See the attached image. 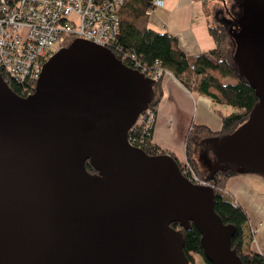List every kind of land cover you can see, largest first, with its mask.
<instances>
[{
  "label": "water",
  "instance_id": "95a60500",
  "mask_svg": "<svg viewBox=\"0 0 264 264\" xmlns=\"http://www.w3.org/2000/svg\"><path fill=\"white\" fill-rule=\"evenodd\" d=\"M237 3L231 59L256 101L230 133L207 140L210 179L222 164L264 174V0ZM40 67L25 95L0 77V264H191L171 222L196 227L210 264H242L213 188L125 139L155 79L79 37Z\"/></svg>",
  "mask_w": 264,
  "mask_h": 264
},
{
  "label": "trees",
  "instance_id": "16d2710c",
  "mask_svg": "<svg viewBox=\"0 0 264 264\" xmlns=\"http://www.w3.org/2000/svg\"><path fill=\"white\" fill-rule=\"evenodd\" d=\"M149 3L150 0H122L118 7V33L113 41L116 47L122 49L127 55L134 56L137 63L146 67L155 65L161 71L169 73L187 90L202 93L214 103L231 107L229 113L220 114L221 126L217 131H213L202 124H191L189 126L190 128L184 137L185 160L195 170L197 177L208 181L213 188L214 211L219 215L222 223L234 226L230 245L236 256H239L242 264H264V256L250 250L249 241L253 237V231L248 225L246 212L225 191L226 181L233 175L252 174L264 180V174L222 164L215 168L210 179L208 178V168L211 164L205 166L207 167L205 172L198 154L200 142L226 135L242 123L256 101L255 93L235 70L234 64L226 51L224 44L226 36L222 28L209 26V32L215 41L213 47L199 52L195 56L185 55L184 52L178 49L173 35L146 25L144 10ZM234 10L233 14L235 16L231 15L230 22H233L238 15V10ZM67 42L64 43L67 44ZM163 76L162 73L153 83V97L147 105L153 113H155L161 98L159 81ZM224 79H229V81ZM31 84L33 86V82ZM26 85V81L11 80L8 88L20 95V89L26 87ZM32 86L29 88L30 92ZM147 128L143 137L136 133L132 134L135 145H138V148L146 154L167 153L175 160L170 152L159 150L151 143L150 133L152 128L151 126ZM177 163L179 164V162ZM84 166L87 172H92L91 167L86 162H84ZM189 225L190 228L184 230L176 223H169V226L181 232L182 251H184L189 262L192 264L193 255L199 254L203 258L204 264H210L202 256L201 247L199 246L200 236L196 227L193 224Z\"/></svg>",
  "mask_w": 264,
  "mask_h": 264
},
{
  "label": "built area",
  "instance_id": "2783aa9c",
  "mask_svg": "<svg viewBox=\"0 0 264 264\" xmlns=\"http://www.w3.org/2000/svg\"><path fill=\"white\" fill-rule=\"evenodd\" d=\"M122 0H0V77L8 84L11 80L26 81L21 94L30 93L29 88L37 77L41 63L51 52L73 37L87 39L107 46L122 64L135 69L147 78L157 79L162 73L157 66L146 67L137 63L134 56L116 47L114 38L118 33V7ZM161 0H150L144 13ZM154 119L153 111L146 106L126 132L129 145H135L132 134L140 137ZM179 171L189 181L209 185L197 177L187 162L178 165Z\"/></svg>",
  "mask_w": 264,
  "mask_h": 264
},
{
  "label": "crops",
  "instance_id": "0c3cea01",
  "mask_svg": "<svg viewBox=\"0 0 264 264\" xmlns=\"http://www.w3.org/2000/svg\"><path fill=\"white\" fill-rule=\"evenodd\" d=\"M212 6V0H161L146 15V25L173 35L181 52L195 56L215 45L209 32V14L214 17L219 10ZM159 84L161 98L155 109L150 140L159 150L170 152L176 162L182 163L186 161L184 137L189 126L202 124L217 131L221 126L220 114L229 113L231 108L228 110L227 105L214 103L202 93L187 90L174 77L164 75ZM198 148L205 150L204 159L207 162L209 159L211 164L214 160L211 148L207 150L206 142H200ZM225 191L246 212L253 231L250 250L264 256V180L252 174L233 175L227 179Z\"/></svg>",
  "mask_w": 264,
  "mask_h": 264
},
{
  "label": "rangeland",
  "instance_id": "374dc122",
  "mask_svg": "<svg viewBox=\"0 0 264 264\" xmlns=\"http://www.w3.org/2000/svg\"><path fill=\"white\" fill-rule=\"evenodd\" d=\"M238 1L239 0H212V5H213L212 7H214V9H218L219 11L215 12V14H214L215 16L214 17H213V15L209 14L210 15L209 19H210V22H211L209 26H211V25L219 26L224 31V34L226 36L224 44H225L226 51H227V54H228L229 58H231V54H232V51H233L234 47H233V43H232V40H231L230 36H228V33H227L228 28H227V26H229V24L231 23L230 22L231 15L235 16V14H233V10L234 9L236 11L238 10V3H237ZM212 7L210 9H212ZM211 12H213V11L211 10ZM224 80L225 81H229V79H224ZM219 108H220V106H219ZM225 108L230 110L231 107L225 106ZM222 112H224V111H222ZM205 142H206V148H207V150H209L210 148L207 145V141H202V143H205ZM204 151L205 150H201V151L199 150V159H201L204 162L205 165L209 166L210 165V161L208 159V162H207L204 159ZM201 153H202V155H201ZM211 154H212V151H211ZM207 157H208V151H207ZM212 158H213V154H212ZM202 168L205 171V169L207 167L203 166ZM194 258H195V260H194V262L192 264H204L203 258L199 254H195Z\"/></svg>",
  "mask_w": 264,
  "mask_h": 264
},
{
  "label": "flooded vegetation",
  "instance_id": "af4514ba",
  "mask_svg": "<svg viewBox=\"0 0 264 264\" xmlns=\"http://www.w3.org/2000/svg\"><path fill=\"white\" fill-rule=\"evenodd\" d=\"M236 7V6H235ZM238 9H239V7H238ZM236 27V25H235V22L233 21V22H231L230 24H229V26H227V28L228 29H230V28H232V27Z\"/></svg>",
  "mask_w": 264,
  "mask_h": 264
}]
</instances>
